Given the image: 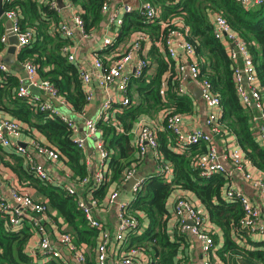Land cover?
<instances>
[{
    "label": "trees",
    "instance_id": "trees-1",
    "mask_svg": "<svg viewBox=\"0 0 264 264\" xmlns=\"http://www.w3.org/2000/svg\"><path fill=\"white\" fill-rule=\"evenodd\" d=\"M71 1L80 7L84 31L92 33L97 30L103 18V1ZM148 1L159 8L157 20L146 23L137 11L126 12L114 39L115 45L125 42V38L127 40L133 32L147 33L150 36L147 54L149 62L140 76L132 77L128 82L126 94L129 104L117 113L123 132H116L107 122H97L105 148L110 152L108 167L105 181L94 188L88 185L87 190L83 188V193L90 190L100 205L113 185L117 189L122 188L125 183L124 173L130 165L135 162L138 168L141 162L132 144L131 132L135 122L142 115L153 117L164 109L181 114L193 110V99L187 94L179 95L176 92L177 60L167 54L165 46L160 51L155 44L157 41L164 44L167 33L175 26H162L161 22H170L172 19L181 22L183 29L187 28L186 37L193 44L199 75L209 80L213 93L220 98L222 111L219 120L224 130L234 136L245 156L257 169L264 172V146L251 118L255 109L243 106L239 100L233 80V62L222 43L214 37L211 19L213 11L221 12L231 30L246 42L264 100V4L246 8L236 0ZM1 5L3 12L14 10L17 13L21 30L30 29L34 34L30 43L17 52L18 62L29 60L36 64L39 77L48 79L56 86L60 96L68 103L70 112L82 114L87 100L78 65L69 62L61 53V47L67 40L58 35L52 26L48 28L51 22H58L57 12L49 8L46 0H9ZM4 32L5 19L1 17L0 36ZM2 49L3 44L0 42V51ZM152 65L154 72H149ZM167 72L169 75L163 88V78ZM19 84L18 77L10 70L0 72V118H16L26 124L29 130L34 128L39 131L58 149L70 172V179L78 185L88 174V168L85 153L73 141L71 129L57 115L36 110L27 98L18 96ZM157 141L160 168L164 163L171 165L172 179L167 180L160 169L158 173L144 177L139 188L133 191L132 199L127 205L128 211L138 218V213H142L146 223L142 224V218H139L143 231L140 235H129V245L144 249L150 255L149 264H185V253L182 250L185 235L179 230L176 221L170 222L167 209L172 190L180 188L199 199L206 210L207 220L218 228L223 238L219 252L224 259L222 253L236 247L234 237L243 236L247 232L240 227V219L244 213L239 201L223 196L228 180L222 174L202 176L193 167L192 158L207 150L205 143L188 145L183 152L177 151L174 136L165 128L158 131ZM10 155L12 163L4 162V165L17 175L19 181L36 189L39 196L46 200L49 212H55L54 218L59 217L64 221L66 230L72 234L74 241L84 242L88 247L95 246L98 231L87 224L83 212L77 207L76 195L68 194L61 183L39 180L21 155ZM78 187L80 190V186ZM211 233L214 240L218 239L217 233ZM31 235L28 220L24 219L19 227H12L7 223L6 215L0 213V264H65L53 258L40 261L31 257L25 251ZM255 244L264 246V241ZM247 253L264 264L263 250H247ZM86 264L96 263L92 257Z\"/></svg>",
    "mask_w": 264,
    "mask_h": 264
},
{
    "label": "built area",
    "instance_id": "built-area-1",
    "mask_svg": "<svg viewBox=\"0 0 264 264\" xmlns=\"http://www.w3.org/2000/svg\"><path fill=\"white\" fill-rule=\"evenodd\" d=\"M9 0H1V3ZM70 6L73 4L71 0H65ZM101 13L105 14L104 23L107 28L111 29L112 36L103 38V48H109L113 45L115 37L118 35L119 27L123 23V15H120L118 9L110 10L111 0H102ZM240 5L249 8L264 4V0H236ZM50 9L57 13L60 11L58 0H46ZM80 8V7H79ZM136 10L143 18L144 22H154L159 16V8L148 0H141L137 7L130 4L122 5V14ZM81 10L73 15L72 24L65 21H58L52 24L54 31L67 42L61 47V53L69 62H74L77 45L70 41L74 37L75 31L79 30L82 39L91 38L94 32L87 33L83 28V19L80 16ZM2 18L11 22L9 32L17 38V47L20 49L30 43L34 36L30 29L21 30L18 23V16L14 10H9L2 13ZM213 24V35L224 46L226 53L233 62V80L236 85V91L241 104L245 107L255 109L252 114V121L259 135L261 144L264 146V100L260 94L259 82L253 67L251 55L249 53L246 42L241 39L236 33L231 30V27L225 17L219 11H213L211 14ZM162 26L172 24L175 27L167 33L164 44L158 41L155 44L159 50L166 48L167 54L174 58L177 63L175 71L178 77L176 92L179 95L187 94L183 85L185 80H191L198 84L201 90V98L206 106L210 108L207 114L205 124L209 128L208 131L195 129L186 131L183 128V114L173 112L169 109L161 111L163 115L162 125L175 138L177 151L183 152L186 146H193L201 142L207 145V150L197 154L192 158L193 167L199 171L202 176H210L213 174H222L229 181L230 172L226 167V162L238 171L245 180L259 191L264 197V172L257 169L252 161L245 156L244 151L237 145L228 152H220L215 143V136L227 133L220 123L221 105L220 98L213 93L211 84L208 79L201 78L199 73V64L194 53L193 44L187 39V28L183 29V24L178 20L172 19L170 22H161ZM8 38V33L5 31L0 36V42L5 43ZM150 45V36L141 31L133 32L127 41L125 48L120 53L111 49L109 57L103 58L99 54L94 53L92 65L89 69L78 66L79 77L86 95L87 102L93 97L91 83L95 84L103 90L104 98L99 105L97 114L94 118H84L82 134L79 133V125L75 120L58 110L51 103L50 99L56 101L61 106L68 108V103L60 96L56 86L48 79H41L37 73V66L32 61L26 60L21 62V65L26 71L24 81L19 80L17 95L27 98L34 109L47 111L53 115H57L73 133V141L85 153V144L88 139H92L96 150L99 153L101 166L93 173L88 172L75 185L72 180L62 183L64 190L68 194L76 195L77 207L83 212L87 224L98 231V237L95 251V263L106 264L108 257V246L112 240L121 243L129 234H140L143 226L139 221L142 218V213H138V217L128 211V202L118 201L116 218L117 223L114 231H110L100 218L96 217L94 209L101 206L105 207L114 204L119 195V189H113L103 199L102 205L98 199L94 198L90 190L86 193L88 185L93 188L102 184L105 181V175L108 167V157L110 152L105 148L104 140L101 136V130L97 126L98 121H104L113 126L116 132H123L121 124L117 118V113L124 106L129 104L127 96L128 82L132 77H138L142 74L144 67L148 64V50ZM176 48L182 53L178 54ZM78 65V64H77ZM9 68L0 60V72H7ZM169 72L163 78V88L168 78ZM245 77V79H244ZM37 88L41 93L48 96L49 100L41 98L39 95H33L29 92L30 88ZM24 123L16 118H0V147L10 146L14 148V152L21 155L28 164L29 169L34 176L39 180L46 182H57L45 166L39 163L36 155L44 157L46 160L55 164L64 162L62 155L58 149L52 144H45L37 139H31L28 144H22L19 139ZM134 132V147L137 151V157L142 160L146 152L151 149L155 153V158L159 159L157 151L158 141L157 134L159 126L156 122H148V120H137ZM134 125V126H135ZM134 129V128H133ZM222 130H224L222 132ZM85 163L88 162L85 158ZM136 163L133 162L127 171L124 173V181L134 176L137 172ZM257 170L259 175L255 176L254 171ZM161 172L169 180L172 173L171 165L164 163L161 167ZM70 176V175H69ZM142 178L138 179L131 187L134 191L139 188ZM59 183V182H58ZM78 190L77 188H79ZM84 188V190H83ZM92 189V188H91ZM94 190V189H93ZM8 196L10 199L0 194V213L6 215L7 223L12 227H19L24 219L28 220L31 225L34 242L31 246H25V251L37 260H47L53 258L55 260L66 263L67 259L64 253L58 246H63L77 264L87 263V244L76 243L74 237L66 228H60L57 233L56 241H52L47 234L44 226V221L50 218L49 206L46 200H37L27 192L19 189L16 185L9 188ZM225 198H236L243 210V216L240 219V227L247 232L259 231L264 234V225L260 221V213L252 204L246 194L231 187L229 182L223 191ZM173 217L177 222L181 232L190 233L201 242V252L204 256L202 264L211 263V253L214 251L215 242L212 236V231L208 227L207 217L184 196H179L173 204ZM143 224V223H142ZM38 257H42L39 258ZM150 255L139 246H129L126 251L118 258L117 264H149Z\"/></svg>",
    "mask_w": 264,
    "mask_h": 264
},
{
    "label": "crops",
    "instance_id": "crops-1",
    "mask_svg": "<svg viewBox=\"0 0 264 264\" xmlns=\"http://www.w3.org/2000/svg\"><path fill=\"white\" fill-rule=\"evenodd\" d=\"M141 0H138L140 3ZM135 0H127V2H124V0H111L110 1V10L112 9H118L120 12V15H123L122 17L124 18V14H122V5L123 4H130L133 7H137L138 5H133ZM59 8L60 11L57 13L58 14V20L57 21H65L69 24H72L73 20V15L79 11V6L77 4H72L68 5L67 1L65 0H58ZM136 11V10H133ZM103 18L102 21L99 24V27L97 30L94 32V35L91 38L87 39H82L80 31L76 30L74 37L70 39L72 43H75L78 47L76 50V55H75V60L78 64V66H82L86 69H89L92 65V59L94 56V53L99 54L103 58H108L111 49L117 50V52H122L125 48V42H119L109 48H103L102 41L103 38L106 36H112L111 34V29L107 28L104 20L106 15L102 14ZM49 24V22H48ZM54 23H50L48 28L52 26ZM6 31V27H5ZM128 40V38H127ZM126 38L124 41H127ZM2 43V42H1ZM3 44V49L0 51V60L4 62L5 59L11 60L12 59V64L9 66L8 64L7 67L11 71V73L15 74L19 80H23L25 83L26 80L24 81L26 76V71L21 65L20 62L17 60V52L19 51V48L16 46V50L14 54L11 56L8 53V47L10 46L9 44V37L7 38V41ZM176 51H178V54L182 53V51L178 48H176ZM8 56H11L8 58ZM21 70L25 75L21 72ZM187 95L193 99V110L190 113L183 114V128L186 131H192L195 129H202L204 131H208L209 128L205 124V119L207 114L210 112V108L205 105L201 98V90L198 86V84L194 81L191 80H185L183 83ZM91 88L93 90V97L88 101L84 107V112L82 114H74L76 117H73L75 122L78 123L79 125V133L82 134L84 131L83 128V119L84 118H94L97 114L98 108L100 103L102 102L104 98V92L102 89H100L95 82L93 81L91 83ZM29 92L31 94L39 95L41 98L49 100L48 96L41 93L40 90L37 88H30ZM51 103H53L56 107L60 106L59 103L56 101L51 100ZM63 106V105H62ZM66 107V106H63ZM67 108V107H66ZM68 109V108H67ZM94 112V113H93ZM93 113V114H92ZM161 111H159L154 118L149 117V116H144L142 115L139 120H148V122H155L158 120V116L160 115ZM159 114V115H158ZM71 116L70 114H67ZM93 115V116H92ZM4 116V114H3ZM72 117V116H71ZM159 126V125H158ZM136 125L134 126L133 131L135 130ZM163 129V128H159ZM134 132L132 133V144L134 145ZM19 139L21 140L22 144H28L31 139H37L42 143H49L46 138L36 129H31L27 128V125H23V129L20 133ZM215 143L217 146V149L220 152H228L232 148L237 146V143L235 142V138L232 134H222L219 136H215ZM50 144V143H49ZM0 194L3 195L4 197L9 198L8 196V191L10 186L16 185L19 189L27 192L29 195H31L33 198L37 200H43L44 198L39 196L37 193L36 189L32 186H28L26 182H21L19 181V178L17 175L8 167L3 165L4 162H11L12 160L10 158V150L14 152V148L10 146L6 147H0ZM4 151V152H3ZM15 153V152H14ZM37 161L45 166V168L51 173V175L54 177V179L59 182V183H66L70 182V172L68 168L66 167L64 162H60V164H55L53 162H50L46 160L44 157L36 155L35 156ZM155 153L149 149L146 154L143 156L138 168L136 174H139L141 178L143 179L147 175H153L156 174L160 171V163L158 162V158H155ZM85 158L86 161L88 162L87 168L88 172L93 173L95 170L98 169V167L101 166L100 163V158H99V153L95 148L94 142L92 139H88L85 144ZM226 167L228 171L230 172L229 176V184L231 187L235 190H239L243 192L244 194L247 195L249 200L252 202V204L258 209L260 213V221L264 225V197H262L257 189H255L249 181L245 180V178L238 172L236 171L232 165H230V162H226ZM254 175L258 176L259 172L257 170L254 171ZM172 179V173L170 175V179ZM168 180V179H167ZM116 185H113L110 188V191H112L115 188ZM79 190V188H77ZM109 191V192H110ZM132 190H127L125 188H119V195L118 199L114 204L105 206V207H99L94 209L96 217L100 218V220L103 221V223L106 225V227L110 231L115 230V226L117 223V218H116V212H117V202L118 201H123V202H129L132 199ZM179 196H184L187 197L191 200V202L207 217L206 210L204 209L203 205L199 201L195 195L189 191L182 190L180 188H175L172 190L168 201H167V209L169 211V216H170V222H174V217H173V204L174 201L177 197ZM50 218L46 221H44V226L46 228L47 234L49 235L50 239L52 241H56L57 233L60 230V228H66V224L61 218H54L56 216L55 212L51 214V211L49 212ZM52 215H54L52 217ZM142 223L145 224L144 217L142 216ZM208 227L210 228V231H213V233L218 234V239L214 240L215 242V248L214 251L211 253L210 259L212 264H225V255L227 252L222 253L224 256V259L220 257L221 253L219 250L222 247L223 244V238L222 235L219 233V230L217 227L212 225L211 223L207 222ZM143 231V228L141 229V233ZM140 233V234H141ZM138 234V235H140ZM131 235V234H129ZM129 235L125 238V240L121 243H117L116 241L112 240L111 243L108 246V257L106 260V264H117L118 263V258L126 251V249L130 246L129 245ZM184 245L182 246V250L185 253V264H202V261L204 259V256L201 252V242L196 238V236L190 234V233H185L184 234ZM234 241L236 243V247L234 248H244V252L248 254L251 258H253L254 262L257 263V261L262 264V262L253 256H251L249 253H247V250H263L264 251V246L263 245H256L255 243H261L264 241V234L260 233L259 231H254V232H246L245 235L240 236V237H234ZM34 242V236L33 234L31 235L29 241L27 242L26 246H31ZM253 242V244L251 243ZM233 248V249H234ZM59 249L64 253V257L67 259L65 264H77L74 259L71 258L69 255V252L63 247L59 246ZM232 250V249H231ZM230 251V250H229ZM244 254V253H243ZM86 257L87 261L89 258H94L95 260V251H94V246H87V252H86ZM42 258V257H38ZM243 256L242 254L238 255L236 258H232L231 264H239L240 259H242ZM226 264H228L226 262ZM252 264V263H251Z\"/></svg>",
    "mask_w": 264,
    "mask_h": 264
},
{
    "label": "rangeland",
    "instance_id": "rangeland-1",
    "mask_svg": "<svg viewBox=\"0 0 264 264\" xmlns=\"http://www.w3.org/2000/svg\"><path fill=\"white\" fill-rule=\"evenodd\" d=\"M124 2H127V0H124ZM133 5H139V2H138V0H135V2L133 3ZM150 70H149V72H154V66L152 65L150 68H149ZM19 72H21L22 74H23V76L25 75V73H23L21 70H19ZM166 75V74H165ZM25 78H26V76H24ZM165 78V77H164ZM26 84H27V81H26ZM165 87V86H164ZM57 108H58V110H60V112H62V113H64V114H70L71 116H72V118L73 117H76L74 114H72V112H70V110L69 109H67L66 107H63V106H57ZM94 113V112H93ZM92 113V114H93ZM160 114V115H159ZM158 115V120L157 121H155L158 125H159V128H163V125H162V119H163V115H162V113H159ZM93 116V115H92ZM156 115H154L152 118H154ZM0 151H1V149H0ZM4 152V151H3ZM10 152L11 153H14V152H12L11 150H10ZM10 153V154H11ZM10 158H11V160H13L12 159V157L10 156ZM4 165V164H3ZM59 247V246H58ZM244 253V254H243ZM240 254H242V256H243V258L242 259H240V263L239 264H260V262L259 261H257V263L256 262H254L253 260V258H251L248 254H246L245 252H244V248H241V247H239L238 246V248H234V249H232V250H230V251H228L227 252V254L225 255V260L224 261H226L228 264H231V262H232V258H237L238 257V255H240ZM226 262H225V264H226Z\"/></svg>",
    "mask_w": 264,
    "mask_h": 264
},
{
    "label": "water",
    "instance_id": "water-1",
    "mask_svg": "<svg viewBox=\"0 0 264 264\" xmlns=\"http://www.w3.org/2000/svg\"><path fill=\"white\" fill-rule=\"evenodd\" d=\"M2 13H3V9H2V5H1V0H0V18L2 17ZM10 25H11V22L9 20H6L5 21V27H6V31L8 33V37H9V44L10 46L8 47V53L12 56L16 50V46H17V38L14 34H12L11 32H9V28H10ZM11 56H8L11 57ZM12 59L11 60H8V59H5L4 62L6 64H8L9 66L12 64ZM245 79V77H244ZM141 176L139 174H134V176H132L131 178H129L128 181H126L124 184H123V188L127 189V190H131V187L132 185L138 180L140 179Z\"/></svg>",
    "mask_w": 264,
    "mask_h": 264
}]
</instances>
